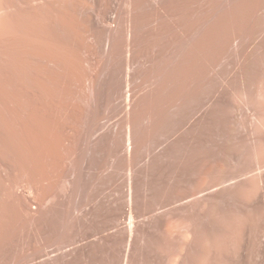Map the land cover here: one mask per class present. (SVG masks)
I'll return each instance as SVG.
<instances>
[{"label": "bare ground", "instance_id": "1", "mask_svg": "<svg viewBox=\"0 0 264 264\" xmlns=\"http://www.w3.org/2000/svg\"><path fill=\"white\" fill-rule=\"evenodd\" d=\"M150 1L0 0V264H114L83 222L90 178L119 174L128 204V164L226 69L196 120L209 155L246 162L261 143L264 0ZM222 138L239 148L215 153Z\"/></svg>", "mask_w": 264, "mask_h": 264}, {"label": "rangeland", "instance_id": "2", "mask_svg": "<svg viewBox=\"0 0 264 264\" xmlns=\"http://www.w3.org/2000/svg\"><path fill=\"white\" fill-rule=\"evenodd\" d=\"M166 1L151 0L148 6L156 10ZM230 71L212 78L210 94L220 90ZM229 91L237 106L235 87ZM209 93L149 138L133 171L128 164V204L119 174L90 178L88 204L95 206L94 215L83 222L95 221L99 237L111 235L114 264H264V124L255 130L261 143L249 142L250 160L209 155L206 119L196 121L208 106ZM252 104L264 111V99L255 97ZM223 140L214 146L215 153L223 143L234 152L239 148L237 141Z\"/></svg>", "mask_w": 264, "mask_h": 264}]
</instances>
